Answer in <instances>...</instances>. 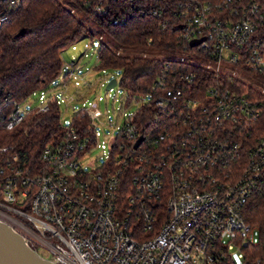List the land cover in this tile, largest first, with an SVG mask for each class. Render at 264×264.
I'll list each match as a JSON object with an SVG mask.
<instances>
[{
	"label": "built area",
	"instance_id": "obj_1",
	"mask_svg": "<svg viewBox=\"0 0 264 264\" xmlns=\"http://www.w3.org/2000/svg\"><path fill=\"white\" fill-rule=\"evenodd\" d=\"M21 3L0 0V28ZM179 3L180 37L194 51L174 58L225 74L226 83L193 87L192 73L171 70V79L168 72L157 77L154 93L130 96L114 72L107 83L115 78L121 102L132 97L129 106H136L120 125L122 112L111 121L97 102L77 107L80 87L76 82L77 90L69 89L79 77L75 62H63L56 77L21 100L0 88L4 131H26L32 115L58 108L61 135L45 144L42 163H31L13 144L0 145V220L21 230L42 258L56 264H246L244 249L257 244V228L244 209L264 189V134L255 129L263 111L256 91L264 93V45L256 31L264 10L242 0ZM61 104L71 111L68 118ZM143 105L157 110L149 125L136 121ZM99 126L114 129L105 134L101 163L87 159Z\"/></svg>",
	"mask_w": 264,
	"mask_h": 264
},
{
	"label": "trees",
	"instance_id": "obj_2",
	"mask_svg": "<svg viewBox=\"0 0 264 264\" xmlns=\"http://www.w3.org/2000/svg\"><path fill=\"white\" fill-rule=\"evenodd\" d=\"M68 1L90 16L114 42L116 47L99 42L94 69L117 73L119 87L130 96L153 92L157 77L168 72L167 79H171V70L192 73L193 87L204 88L217 80L228 81L225 74L216 76L211 70L172 56L194 51L180 37L179 17L174 14L180 9L182 0ZM242 2H257L264 10V0ZM256 34L264 45V21L257 26ZM85 36H93V32L62 0H22L10 20L0 28V88L21 100L32 90L46 85L59 73L62 52ZM131 48H153L162 56H131L120 51ZM232 80L244 89L250 87L241 78L233 77ZM260 83L264 87V78ZM256 94L263 111L255 122V129L256 133L264 134V93L256 91ZM131 101L132 97L126 98L121 107L129 106ZM155 114L157 110L153 106L143 105L136 113V121L149 125ZM85 121L86 118L80 120L82 129ZM26 123L29 128L26 131L19 128L9 132L0 128V145L13 144L31 163H42L40 154L45 144L61 135L57 106L52 104L48 112L34 114ZM244 216L259 232V242L244 249L245 262L264 264V189L249 197Z\"/></svg>",
	"mask_w": 264,
	"mask_h": 264
},
{
	"label": "rangeland",
	"instance_id": "obj_3",
	"mask_svg": "<svg viewBox=\"0 0 264 264\" xmlns=\"http://www.w3.org/2000/svg\"><path fill=\"white\" fill-rule=\"evenodd\" d=\"M64 4L73 9L77 17L84 22V24L93 32V36H85L75 42L72 46L67 47L62 52V60L64 63L75 62L77 69L79 70V77L71 78L70 91L74 92L77 90L75 86L80 87L79 91L82 96V101L77 104L81 106V103L88 105L89 103L97 102V108L103 114V118H107L111 121L116 119L118 112H122L117 123L120 125L129 113L135 109V105L128 106L121 110V96L122 91L117 86L110 90H107L106 84L107 79L114 75L113 71H97L94 69L97 63L96 49L98 47L97 42H107L111 46L116 47L114 42L111 40L109 35L103 31L98 24L86 13L81 10L74 8L68 0H62ZM94 41V43H92ZM96 42V43H95ZM121 52L128 55H145V56H158L162 54L153 48H131V49H120ZM188 53H178L172 55L173 57L187 56ZM203 64L209 63L208 60L202 58L198 59ZM225 65L222 63V66ZM248 75V74H247ZM247 79V78H246ZM61 116L63 119L68 118L71 111L66 109L64 104L60 105ZM99 137L97 146L91 151L87 159H96L98 163L103 161V158L108 152L109 141L106 139L105 134L113 133L114 129L109 127H98ZM104 145V148L101 146ZM253 239L255 243L259 242V232L257 229L253 231ZM40 253V250H38ZM43 254V253H42Z\"/></svg>",
	"mask_w": 264,
	"mask_h": 264
},
{
	"label": "water",
	"instance_id": "obj_4",
	"mask_svg": "<svg viewBox=\"0 0 264 264\" xmlns=\"http://www.w3.org/2000/svg\"><path fill=\"white\" fill-rule=\"evenodd\" d=\"M203 38L194 39L189 42V46L198 45ZM116 85V79L112 78L107 84L106 89ZM139 137L135 147L140 143ZM0 264H56L42 258L26 243L25 237L16 231L7 222L0 220Z\"/></svg>",
	"mask_w": 264,
	"mask_h": 264
},
{
	"label": "flooded vegetation",
	"instance_id": "obj_5",
	"mask_svg": "<svg viewBox=\"0 0 264 264\" xmlns=\"http://www.w3.org/2000/svg\"><path fill=\"white\" fill-rule=\"evenodd\" d=\"M33 250L37 253L38 252V248L34 247Z\"/></svg>",
	"mask_w": 264,
	"mask_h": 264
},
{
	"label": "crops",
	"instance_id": "obj_6",
	"mask_svg": "<svg viewBox=\"0 0 264 264\" xmlns=\"http://www.w3.org/2000/svg\"><path fill=\"white\" fill-rule=\"evenodd\" d=\"M15 229H16L17 231H19L20 233H22V231H21V230H19L18 228H16V227H15Z\"/></svg>",
	"mask_w": 264,
	"mask_h": 264
}]
</instances>
